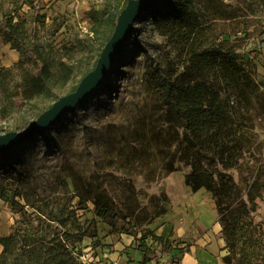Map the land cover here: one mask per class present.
<instances>
[{
  "label": "rangeland",
  "instance_id": "374dc122",
  "mask_svg": "<svg viewBox=\"0 0 264 264\" xmlns=\"http://www.w3.org/2000/svg\"><path fill=\"white\" fill-rule=\"evenodd\" d=\"M128 1L0 0V134L23 131L78 87L113 35L112 16L118 19ZM182 4L192 24L186 36L161 18ZM1 30L21 35L24 56ZM223 46L253 71L262 88L256 105L263 106L264 0H158L91 96L44 132L0 151V237L15 233L18 261L36 264L42 252L60 254L53 264H182L186 256L194 264H226L218 209L209 234L191 226L189 236L162 241L148 229L157 212L170 209L167 176L191 171L170 142L162 83L191 78L198 52ZM40 77L44 89L35 88ZM259 111L255 131L264 145ZM169 160L179 170L167 171ZM232 174L247 199L251 171ZM207 192L203 202L217 207ZM257 203L251 217L261 222L264 191Z\"/></svg>",
  "mask_w": 264,
  "mask_h": 264
},
{
  "label": "trees",
  "instance_id": "16d2710c",
  "mask_svg": "<svg viewBox=\"0 0 264 264\" xmlns=\"http://www.w3.org/2000/svg\"><path fill=\"white\" fill-rule=\"evenodd\" d=\"M161 18H166L174 31L182 28V36L188 35L187 30L192 27L185 4L175 14L165 13ZM112 20L115 26L117 16H112ZM1 34L20 55H25L24 40L16 30H1ZM192 61L187 73L191 78L166 79L160 89L165 105L163 119L173 130L170 142L176 145L178 161L191 167L185 174L187 184L194 191L203 187L213 194L229 249L224 262L264 264V220L256 222L251 217V213L257 212V198H262L264 191V145L254 123L262 113L259 109L264 112V105H256L261 85L247 63L226 46L202 50ZM35 85L42 89L46 82L40 77ZM244 166L252 174L247 180V199L232 174V170H241ZM165 169L179 170L172 160L166 163ZM97 208V215L105 216L104 207ZM167 209L163 207L154 218ZM157 238L164 240L161 236ZM0 243L4 246L0 264H26L18 261L15 254V233L0 237ZM59 255L47 258L41 252L35 263L53 264L52 260Z\"/></svg>",
  "mask_w": 264,
  "mask_h": 264
},
{
  "label": "water",
  "instance_id": "95a60500",
  "mask_svg": "<svg viewBox=\"0 0 264 264\" xmlns=\"http://www.w3.org/2000/svg\"><path fill=\"white\" fill-rule=\"evenodd\" d=\"M158 0H129L121 10L113 35L107 41L103 52L93 71L83 77L78 87L56 100L49 109L42 112L32 124L23 131L11 130L0 134V151H8L24 144L29 138L44 132L52 124L57 123L67 111L76 109L106 79L116 58L123 50L139 17Z\"/></svg>",
  "mask_w": 264,
  "mask_h": 264
},
{
  "label": "crops",
  "instance_id": "0c3cea01",
  "mask_svg": "<svg viewBox=\"0 0 264 264\" xmlns=\"http://www.w3.org/2000/svg\"><path fill=\"white\" fill-rule=\"evenodd\" d=\"M164 191L168 195L170 209L156 216L149 224L148 229L154 235L166 240L180 238L190 235L191 226L208 233L216 225L217 207L215 204L203 202L209 198V192L205 188L194 191L187 184L186 176H178L172 172L165 179ZM2 249L0 244V252ZM182 264H194L192 257L186 256Z\"/></svg>",
  "mask_w": 264,
  "mask_h": 264
}]
</instances>
